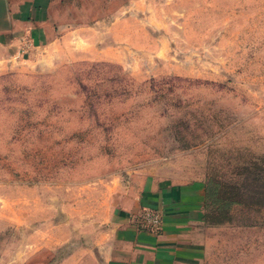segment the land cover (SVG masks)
Returning a JSON list of instances; mask_svg holds the SVG:
<instances>
[{
	"label": "rangeland",
	"instance_id": "rangeland-1",
	"mask_svg": "<svg viewBox=\"0 0 264 264\" xmlns=\"http://www.w3.org/2000/svg\"><path fill=\"white\" fill-rule=\"evenodd\" d=\"M50 15L44 45L0 46V264H120L114 205L151 175L207 183L191 264H264V0Z\"/></svg>",
	"mask_w": 264,
	"mask_h": 264
},
{
	"label": "crops",
	"instance_id": "crops-1",
	"mask_svg": "<svg viewBox=\"0 0 264 264\" xmlns=\"http://www.w3.org/2000/svg\"><path fill=\"white\" fill-rule=\"evenodd\" d=\"M53 0H0V46L8 56L26 54L54 35ZM207 183L201 178L178 180L147 176L128 199L114 205L108 242L109 263H194L202 255L196 230L204 220ZM161 215L158 230L139 223L140 214Z\"/></svg>",
	"mask_w": 264,
	"mask_h": 264
},
{
	"label": "built area",
	"instance_id": "built-area-1",
	"mask_svg": "<svg viewBox=\"0 0 264 264\" xmlns=\"http://www.w3.org/2000/svg\"><path fill=\"white\" fill-rule=\"evenodd\" d=\"M162 222L161 215L155 210H145L140 214L139 223L140 225L151 231H156L160 228Z\"/></svg>",
	"mask_w": 264,
	"mask_h": 264
},
{
	"label": "trees",
	"instance_id": "trees-1",
	"mask_svg": "<svg viewBox=\"0 0 264 264\" xmlns=\"http://www.w3.org/2000/svg\"><path fill=\"white\" fill-rule=\"evenodd\" d=\"M213 192H216V190L213 189ZM206 193L208 194V187H206Z\"/></svg>",
	"mask_w": 264,
	"mask_h": 264
}]
</instances>
